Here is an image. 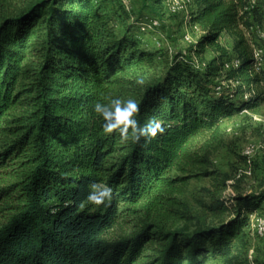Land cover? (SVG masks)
Instances as JSON below:
<instances>
[{
    "label": "trees",
    "instance_id": "16d2710c",
    "mask_svg": "<svg viewBox=\"0 0 264 264\" xmlns=\"http://www.w3.org/2000/svg\"><path fill=\"white\" fill-rule=\"evenodd\" d=\"M253 1L195 0L202 35L193 53L171 56L118 33L105 0H0V264H263L249 258L245 229L264 195L225 174L203 214L179 197L210 174L195 170L209 164L196 139L217 138L224 118L264 101V56L258 64L243 31L263 27ZM224 32L239 60L227 71ZM209 46L220 55L201 67L194 56ZM222 74L230 94L215 82ZM115 96L137 99L141 124L155 117L163 134L147 147L105 134L92 106ZM105 184L111 200L91 204L92 186ZM121 205L136 225L110 237Z\"/></svg>",
    "mask_w": 264,
    "mask_h": 264
},
{
    "label": "rangeland",
    "instance_id": "374dc122",
    "mask_svg": "<svg viewBox=\"0 0 264 264\" xmlns=\"http://www.w3.org/2000/svg\"><path fill=\"white\" fill-rule=\"evenodd\" d=\"M178 2L179 0H105V5L113 16L118 33L123 34L125 30H131L147 50L166 52L172 56L179 52L193 53L202 35L198 26L192 23V17L198 10L195 0L186 2L185 7L180 10H172ZM253 3L264 9V0H254ZM126 6L129 8L127 9ZM153 18L159 20V26L155 29H144L143 23ZM243 31L249 41L252 36L254 37L255 50H262L264 55V24L262 28L256 29L252 33ZM220 42L229 52L224 59L226 65L228 64L224 69L227 71L239 63L234 50L235 42L232 35L226 32L222 34ZM219 55L220 53L214 47L209 46L201 56L194 57L201 67H205ZM156 60L158 64L162 63L159 56L156 57ZM225 79V75L222 74L215 82L221 86L219 88L221 91L230 94L234 87L230 88V82ZM250 91L242 92L239 98L247 99L257 91V88L253 87ZM218 127L217 138L199 137L192 146L193 152L209 156V164L203 167L198 165L195 170L197 172L210 171L209 175H200L190 179L183 188V194L179 195L194 214L204 213L201 201L208 200L207 189L215 190L220 181L217 178L222 180L225 174L231 176V179L228 180L229 185L236 183L237 179H241L240 189L244 193L253 196L264 195V101L255 108L224 118ZM175 174L177 175V172ZM230 191L235 193L234 188L229 187L222 191L221 195L229 198ZM124 211L125 208L121 205L122 216ZM135 218L136 216L126 213L110 232V237H117L133 231L136 225ZM250 218L251 224L245 229L248 241L246 249L250 259H258L264 264V236H259L253 227V223L258 219H264V198L258 208L250 214ZM185 223L186 220H183L175 227H180ZM165 225L173 227V220L165 221ZM207 264L224 263L220 260H210Z\"/></svg>",
    "mask_w": 264,
    "mask_h": 264
},
{
    "label": "clouds",
    "instance_id": "9594fccd",
    "mask_svg": "<svg viewBox=\"0 0 264 264\" xmlns=\"http://www.w3.org/2000/svg\"><path fill=\"white\" fill-rule=\"evenodd\" d=\"M136 84L143 85V78H137ZM93 112L99 117L105 134L116 133L123 142L131 140L136 144L143 141L142 146L147 147L163 134L165 129L159 119L152 117L141 124L137 118L141 112V105L137 99L119 96L107 97L103 101H96L92 106ZM113 190L107 184L101 186L93 185L87 195V200L93 205H102L111 200Z\"/></svg>",
    "mask_w": 264,
    "mask_h": 264
},
{
    "label": "built area",
    "instance_id": "2783aa9c",
    "mask_svg": "<svg viewBox=\"0 0 264 264\" xmlns=\"http://www.w3.org/2000/svg\"><path fill=\"white\" fill-rule=\"evenodd\" d=\"M189 1L190 0H179L177 5L172 10L177 11V10H180L181 8H184L185 7L184 4H186V2H189ZM126 8L128 9L129 6H126ZM143 24L145 26L144 29H147V28H149V29L154 28L155 29L157 26H159L160 23H159L158 19L153 18V19H150L146 23H143ZM263 56L264 55L262 54V50H255V57L258 61V64H261ZM226 66H228V64ZM234 195H235V193H232L230 191L229 198H232ZM253 227L259 236H264V219H258L255 223H253Z\"/></svg>",
    "mask_w": 264,
    "mask_h": 264
}]
</instances>
